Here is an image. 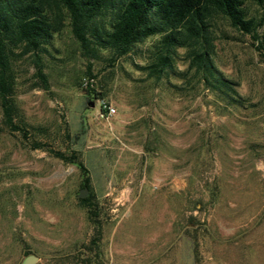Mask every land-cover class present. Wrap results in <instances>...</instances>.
I'll use <instances>...</instances> for the list:
<instances>
[{
	"label": "rangeland",
	"instance_id": "rangeland-1",
	"mask_svg": "<svg viewBox=\"0 0 264 264\" xmlns=\"http://www.w3.org/2000/svg\"><path fill=\"white\" fill-rule=\"evenodd\" d=\"M246 6L264 37V3ZM62 22L40 53L48 88L37 86L30 55L17 53L13 99L25 124L44 130L38 139L85 165L101 264H264V46L212 19V60L235 103L202 85L182 48L176 73L149 77L140 66L155 37L138 46L143 54L109 65L101 52L87 68ZM100 100L111 116L99 117ZM80 180L74 165L29 149L0 121V264L97 259L81 247L94 229Z\"/></svg>",
	"mask_w": 264,
	"mask_h": 264
},
{
	"label": "trees",
	"instance_id": "trees-1",
	"mask_svg": "<svg viewBox=\"0 0 264 264\" xmlns=\"http://www.w3.org/2000/svg\"><path fill=\"white\" fill-rule=\"evenodd\" d=\"M246 2L262 7L264 0H0V121L9 133L17 134L29 149L46 151L63 163L72 164L80 175V184L87 189L78 203L85 209L94 235L81 247L91 253L92 264H101L97 243L101 224L98 207L89 188L87 169L78 154L48 148L38 139L41 127L25 124L13 99L14 77L11 63L15 54H29L33 76L43 90L48 82L40 53L50 42L53 33L68 21L72 37L81 54L89 62L108 54L109 65L117 58L141 53L138 46L151 37L155 40L146 49L147 62L140 66L153 79L176 73L173 58L182 48L202 85L222 99L237 103L232 82L214 66L211 42V21L225 19L229 26L248 34L257 50L264 46V37L257 35L260 24L247 16ZM17 50V52H15ZM87 76L93 78L87 71ZM88 78V79H89ZM92 96L95 92H91ZM83 264H88L84 262Z\"/></svg>",
	"mask_w": 264,
	"mask_h": 264
},
{
	"label": "built area",
	"instance_id": "built-area-1",
	"mask_svg": "<svg viewBox=\"0 0 264 264\" xmlns=\"http://www.w3.org/2000/svg\"><path fill=\"white\" fill-rule=\"evenodd\" d=\"M92 82V78L89 79H84L82 81V85L83 86H87L90 85ZM114 112V108L112 106H110L107 102H105L104 100H100L99 104H98V115L99 117H108L111 116Z\"/></svg>",
	"mask_w": 264,
	"mask_h": 264
},
{
	"label": "water",
	"instance_id": "water-1",
	"mask_svg": "<svg viewBox=\"0 0 264 264\" xmlns=\"http://www.w3.org/2000/svg\"><path fill=\"white\" fill-rule=\"evenodd\" d=\"M90 106L92 105L91 103L89 104ZM87 194V189L85 187L79 189L78 193H77V197L78 198H84ZM36 260L35 256L33 255H27L25 256L20 264H32L34 261Z\"/></svg>",
	"mask_w": 264,
	"mask_h": 264
},
{
	"label": "crops",
	"instance_id": "crops-1",
	"mask_svg": "<svg viewBox=\"0 0 264 264\" xmlns=\"http://www.w3.org/2000/svg\"><path fill=\"white\" fill-rule=\"evenodd\" d=\"M22 259H23V258H22ZM22 259H21V260H22ZM21 260H20V262H21Z\"/></svg>",
	"mask_w": 264,
	"mask_h": 264
}]
</instances>
